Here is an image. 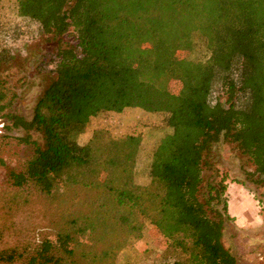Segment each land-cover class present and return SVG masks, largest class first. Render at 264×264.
<instances>
[{"label":"trees","instance_id":"1","mask_svg":"<svg viewBox=\"0 0 264 264\" xmlns=\"http://www.w3.org/2000/svg\"><path fill=\"white\" fill-rule=\"evenodd\" d=\"M15 9L29 27L0 28V68L42 36L56 43L38 66L52 80L32 119L8 116L34 148L10 178L51 201L55 239L1 260L117 264L149 226L178 252L169 264H235L220 241L233 220L226 185L205 172L215 175L213 149L228 143L264 186V0H15ZM196 34L207 43L205 61L191 58ZM15 99L0 78V112ZM127 109L163 114L170 129L152 150L146 185L137 181L142 135L104 130L87 139L92 119ZM54 175L93 185L70 183L54 199ZM72 218L104 231L85 246L67 225Z\"/></svg>","mask_w":264,"mask_h":264},{"label":"rangeland","instance_id":"2","mask_svg":"<svg viewBox=\"0 0 264 264\" xmlns=\"http://www.w3.org/2000/svg\"><path fill=\"white\" fill-rule=\"evenodd\" d=\"M4 4V5H3ZM0 9V28L19 26L27 31L28 24L16 19L15 0H6ZM110 36L119 41V31ZM1 34V32H0ZM71 41V39H69ZM195 50L191 58L205 61L208 57L207 43L199 34L194 36ZM56 46L51 37L42 36L31 42L24 53L17 52L9 65L0 68V78L16 95L12 105L0 112V264H25V260L5 263L2 254L12 250H35L42 241L55 239V219L51 201L33 186L18 188L10 178L12 172H20L33 155V146L20 141L27 133L12 127L9 115L30 121L34 108L49 86L52 76L41 73L43 53ZM109 131L114 137L136 133L142 135L143 143L137 165V181L149 184L148 167L151 153L162 137L170 132L165 115L150 114L140 109L109 113L91 120L87 127V139H93L99 131ZM33 140L42 144L38 133H31ZM86 141V140H85ZM83 142V141H82ZM80 141V143H82ZM214 171L205 172L206 180L217 183L224 179L228 212L233 220H226L221 231V244L234 258L235 264H264V186L249 177L255 168L242 156L236 146L220 143L213 149ZM70 183L93 185L91 181L54 175L49 189L54 199L65 191ZM221 209V206L218 207ZM234 211V212H233ZM85 246L98 239L103 228L79 218L67 223ZM175 251L148 226L144 237L126 248L117 258V264H169L177 259Z\"/></svg>","mask_w":264,"mask_h":264},{"label":"crops","instance_id":"3","mask_svg":"<svg viewBox=\"0 0 264 264\" xmlns=\"http://www.w3.org/2000/svg\"><path fill=\"white\" fill-rule=\"evenodd\" d=\"M234 212V211H233Z\"/></svg>","mask_w":264,"mask_h":264}]
</instances>
